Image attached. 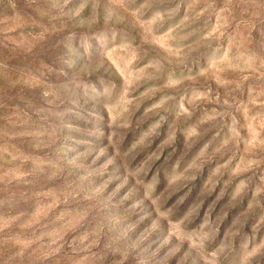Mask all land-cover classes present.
Instances as JSON below:
<instances>
[{
    "label": "rangeland",
    "instance_id": "1",
    "mask_svg": "<svg viewBox=\"0 0 264 264\" xmlns=\"http://www.w3.org/2000/svg\"><path fill=\"white\" fill-rule=\"evenodd\" d=\"M0 264H264V0H0Z\"/></svg>",
    "mask_w": 264,
    "mask_h": 264
}]
</instances>
